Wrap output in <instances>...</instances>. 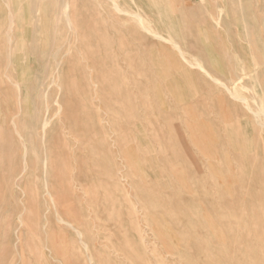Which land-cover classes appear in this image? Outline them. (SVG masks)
Here are the masks:
<instances>
[{"label": "rangeland", "instance_id": "374dc122", "mask_svg": "<svg viewBox=\"0 0 264 264\" xmlns=\"http://www.w3.org/2000/svg\"><path fill=\"white\" fill-rule=\"evenodd\" d=\"M56 1L0 0V264H264V0Z\"/></svg>", "mask_w": 264, "mask_h": 264}, {"label": "bare ground", "instance_id": "6f19581e", "mask_svg": "<svg viewBox=\"0 0 264 264\" xmlns=\"http://www.w3.org/2000/svg\"><path fill=\"white\" fill-rule=\"evenodd\" d=\"M37 1H39V0H37ZM55 2V4H58V3H56L57 1L56 0H54ZM74 0H72V1H70V0H65L64 1V5H63V8L67 11V9L69 10V8L72 6V3L71 2H73ZM42 2V1H41ZM44 2V1H43ZM60 2L61 3H63L62 2V0H60ZM202 2V1H201ZM60 3V4H61ZM74 3V2H73ZM239 3H240V1H239ZM142 4V1L141 0H125V2H123V3H120V7H121V13L122 14H127V13H130V11H132V10H130V9H132V7H138L139 5H141ZM240 5V4H239ZM93 6V5H92ZM128 6H131L130 7V9L128 8ZM57 8V7H56ZM74 8V7H73ZM75 9V8H74ZM73 9V10H74ZM56 10V9H55ZM59 10V9H58ZM64 10V11H65ZM65 11V16L66 17H69L68 16V12H66ZM60 12V15H62L63 13L61 12V10L59 11ZM72 12V11H71ZM75 12V11H74ZM62 13V14H61ZM58 14V13H57ZM56 14V15H57ZM73 14V13H72ZM59 15V16H60ZM64 15H63V18H64ZM110 15H112V14H110ZM109 15V16H110ZM54 17V16H53ZM74 17V16H73ZM73 17H72V20H73ZM112 17H114L113 15H112ZM55 18H56V16H55ZM58 18V17H57ZM60 18V17H59ZM114 18H116V17H114ZM65 19V18H64ZM58 21H59V19H57ZM69 20V19H68ZM60 22H61V20H60ZM213 22V21H212ZM59 23V22H58ZM214 23V22H213ZM60 24V23H59ZM72 23H71V21H70V25H71ZM63 25V24H62ZM215 25H216V23H215ZM218 25V24H217ZM69 26V25H68ZM11 28V27H10ZM54 31V30H53ZM7 35V34H6ZM12 35V34H11ZM8 36V35H7ZM55 36V35H54ZM156 36H158V34L156 35ZM53 37V36H52ZM7 38V37H6ZM158 38H159V36H158ZM10 42V41H9ZM176 45V44H175ZM176 47V46H175ZM1 48V47H0ZM179 47H177V49H178ZM179 53H181V52H179ZM57 54V53H56ZM9 55H10V53H9ZM55 55V54H54ZM9 58V57H8ZM7 58V59H8ZM256 59V58H255ZM10 60V59H9ZM252 60V59H251ZM257 61V60H256ZM9 63H11L10 61H9ZM254 63V62H253ZM60 65V64H59ZM235 69H236V67H235ZM5 70H7V69H5ZM58 70V69H57ZM201 70H203V69H201ZM242 71V70H241ZM243 72V71H242ZM58 77V76H57ZM54 79V78H53ZM57 79H59V78H57ZM35 80V79H34ZM220 83V82H219ZM52 84V83H51ZM221 84V83H220ZM223 84V83H222ZM15 86V85H14ZM18 86V85H17ZM17 89H18V87H17ZM225 89H227V88H225ZM49 90V89H48ZM47 90V91H48ZM46 91V92H47ZM227 91V90H226ZM39 92H42V91H39ZM230 93V92H229ZM47 95V94H46ZM44 96V95H43ZM46 98V97H45ZM19 105V104H18ZM20 108V107H19ZM20 111V110H19ZM258 117V116H257ZM258 119H260V118H258ZM45 120V119H44ZM254 120H255V118H254ZM261 120V119H260ZM263 123V122H262ZM37 125V124H36ZM259 126V125H258ZM260 126H262V125H260ZM41 127H42V129L44 130L45 128H46V123H44V122H41ZM264 127V126H263ZM15 128V127H14ZM15 132V131H14ZM17 132V131H16ZM15 132V133H16ZM18 133V132H17ZM16 133V134H17ZM19 135H20V133H19ZM19 135H16V136H19ZM20 138V137H19ZM25 147H23V149H24ZM26 150V149H25ZM45 157V156H44ZM24 159V158H23ZM44 163H45V160H42V164H43V166H44ZM23 169H24V167H23ZM27 169V168H26ZM15 175V174H14ZM12 182V181H11ZM15 183H13V185H14ZM12 185V184H11ZM19 217V216H18ZM20 218V217H19ZM21 219V218H20ZM19 219V220H20ZM198 253V252H197Z\"/></svg>", "mask_w": 264, "mask_h": 264}]
</instances>
